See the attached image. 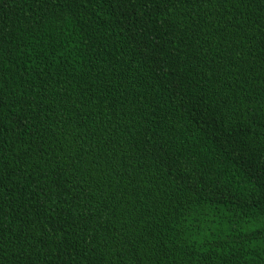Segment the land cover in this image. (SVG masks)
I'll use <instances>...</instances> for the list:
<instances>
[{
	"label": "trees",
	"instance_id": "1",
	"mask_svg": "<svg viewBox=\"0 0 264 264\" xmlns=\"http://www.w3.org/2000/svg\"><path fill=\"white\" fill-rule=\"evenodd\" d=\"M0 264H264V0H0Z\"/></svg>",
	"mask_w": 264,
	"mask_h": 264
}]
</instances>
